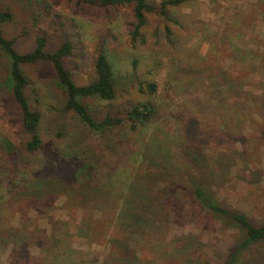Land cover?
<instances>
[{"label":"rangeland","instance_id":"rangeland-1","mask_svg":"<svg viewBox=\"0 0 264 264\" xmlns=\"http://www.w3.org/2000/svg\"><path fill=\"white\" fill-rule=\"evenodd\" d=\"M34 1H38L35 7L28 6L27 0H0V11L8 7L13 13L3 31L16 38L18 52L31 50L37 36L46 37L50 50L70 41L73 53L65 66L79 85L91 80L95 57L104 52L115 69L117 98L111 102L88 100L93 113L99 115L151 98L159 107V117L154 127L135 139L134 146L130 143L125 147L131 152L121 157L123 147L109 149L100 137L63 111L62 90L48 64L23 66L42 116L41 150L26 154L20 146L19 111L10 98L7 60L0 54V264L48 263L42 260V247L35 244L44 241L42 234L49 236L59 221L68 224L71 249L80 253L85 264H120L113 260L107 242L112 229L97 227L106 239L98 243L97 233L89 235L86 230L88 219L99 214L80 205L94 197L115 206L118 198L114 188L123 185V179L135 180L141 168L149 169L152 154L147 151L140 160L142 146L159 129L166 130L169 140L165 144L168 142L166 147L171 151L164 165L184 177L181 185L190 182L184 172L199 174L191 166L193 156L185 154L179 144L190 130L191 136L208 140L202 152L205 171L219 173V185L212 187L216 198L255 223L264 219V0H194L169 8L166 18L146 15L141 30L145 43L131 40V5L101 8L78 0ZM161 1L148 0L155 6ZM166 27L171 31L168 38ZM148 83L157 85L151 97L144 89ZM202 106L205 113L199 110ZM194 120L198 126L191 124ZM227 123L240 134L229 132ZM195 137L188 141L202 146ZM4 140L18 148L16 164H7ZM108 173L111 180L105 181L101 176ZM151 175H141L140 181L156 184ZM52 178L63 180L65 185L51 183L45 192L37 187L43 179ZM163 178L160 187L170 180L166 175ZM106 184L114 188L108 190ZM93 190L99 196H94ZM184 194L180 189L177 199L169 200L178 224L163 226L154 237L166 231L170 238L198 236L212 264H221L219 258H224L237 232L194 207ZM161 195L159 199L166 198ZM22 239L24 247H20ZM252 261L250 264H264Z\"/></svg>","mask_w":264,"mask_h":264},{"label":"trees","instance_id":"trees-1","mask_svg":"<svg viewBox=\"0 0 264 264\" xmlns=\"http://www.w3.org/2000/svg\"><path fill=\"white\" fill-rule=\"evenodd\" d=\"M192 1L194 0H162L155 6L148 0H78L80 4L101 8L133 6L134 25L130 36L132 42L140 41L141 43H145L141 36V30L146 24V15H159L166 18L169 8H179ZM27 3L28 6L35 7L38 1L27 0ZM12 19L13 13L10 8L7 7L0 11V54L7 60L10 98L19 111V125L23 135L20 146L23 147L26 154L38 153L41 150L42 116L38 106V96L35 94L28 76L23 71V66L48 64L54 71L62 90L63 111L76 118L89 133L100 137L109 149L117 147V145L123 147L119 152L121 157L127 152H131L128 150L130 148L125 149L127 145L133 143L134 146L136 138L139 139L157 124L159 107L151 98L125 108L106 111L99 115L94 114L87 104L88 100L111 102L117 98L115 86L117 77L113 63L108 56L104 52H99L94 60L91 80L86 84L79 85L75 82L72 72L65 66V60L71 57L73 53V45L70 41H63L56 48L50 50L46 37L37 36L33 39L32 49L20 53L15 47L16 38L7 37L3 31V26L11 22ZM164 30L166 38L170 37V29L166 27ZM145 86L144 89L150 97L155 95L157 90L155 83H148ZM259 101L262 103L261 99ZM204 109L205 107L202 106L199 110L201 113H205ZM191 124L198 126L195 120ZM203 124H201L200 130L204 128ZM253 124H255L254 121ZM63 126H65L64 123ZM226 126L230 128L229 123ZM231 130L235 134L239 133L237 127L228 129L229 132ZM166 134V130L159 129L153 135H149L147 143L142 146L143 155L140 160H143L147 151H151L152 154L149 169L141 168L136 174L135 180L123 179V185H118L117 189L113 187V184L112 186L106 184L108 190L114 188L113 194L118 198L115 206L112 207L108 200H98L94 197H91L90 200L87 199V202L80 205L81 209H93L99 214L97 218L88 219L86 234L93 235L96 232V241L100 243L106 241L104 239L105 234L102 232L112 229L107 242L111 248L113 260L120 264H212L211 259L204 254V243L198 236L184 234L180 237L170 238L167 236L168 231H166L159 238L154 237V232L163 226L170 228L178 224L177 218L171 213L169 200L173 197L177 199V193L181 189L194 207L216 222L237 232L236 240L230 245L224 258H219L222 260L221 264H250L254 259L264 263V219L255 223L244 212L234 210L216 198L212 187L219 185V173L216 174L215 170L209 173L207 170L205 171L206 156L202 152L204 144L208 142L207 138L197 139L194 135L191 136L190 130H187L186 137L182 139V143H179L185 154L193 156L190 157L193 164L191 166L194 171L199 172V174L194 175L188 172V169L187 172L182 170L190 182L184 181V185H181L180 183L185 180L184 177L174 174L175 169L167 170L168 168L164 165V160L167 161L169 157L166 155L167 152H171L166 147L168 142L165 144L166 140H169L168 134ZM163 135L166 136L163 137ZM193 137L203 145L196 146L193 142L188 141V138H192L193 141ZM2 145L3 154L9 162L7 164H16L20 159L18 148L6 140L3 141ZM163 148L166 149L165 152L162 151ZM95 169L96 165L93 167V170ZM77 172L78 170L75 174ZM147 172L153 175H151L153 180L158 181L156 184L140 181L141 175ZM164 175L170 177V180H167V183L160 187L158 183L160 180L164 182ZM108 176H110L109 173L103 174L101 177L105 181L111 180L108 179ZM63 182L59 178L43 179L37 184V187L45 192L44 189L48 188L51 183L65 185ZM39 194L43 195V193ZM93 194L96 197L99 196L95 190H93ZM122 195L123 197H121ZM160 195L166 198L159 199L158 196ZM73 196L76 197L77 192ZM67 227V223L56 222L51 228L50 235L47 236L43 233L45 240L35 244L39 248L42 247L45 254L42 260L48 262L46 264H85L79 256L80 253L71 249V235ZM97 227L104 230L100 232ZM21 241L20 247H24L26 241L24 239ZM251 254L254 256L253 258Z\"/></svg>","mask_w":264,"mask_h":264},{"label":"crops","instance_id":"crops-1","mask_svg":"<svg viewBox=\"0 0 264 264\" xmlns=\"http://www.w3.org/2000/svg\"><path fill=\"white\" fill-rule=\"evenodd\" d=\"M256 28V27H255Z\"/></svg>","mask_w":264,"mask_h":264}]
</instances>
